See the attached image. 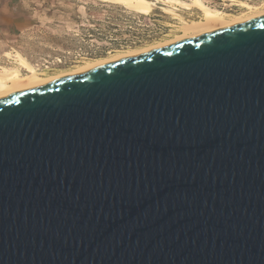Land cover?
<instances>
[{
  "label": "water",
  "instance_id": "water-1",
  "mask_svg": "<svg viewBox=\"0 0 264 264\" xmlns=\"http://www.w3.org/2000/svg\"><path fill=\"white\" fill-rule=\"evenodd\" d=\"M0 264H264V15L1 95Z\"/></svg>",
  "mask_w": 264,
  "mask_h": 264
},
{
  "label": "rangeland",
  "instance_id": "rangeland-1",
  "mask_svg": "<svg viewBox=\"0 0 264 264\" xmlns=\"http://www.w3.org/2000/svg\"><path fill=\"white\" fill-rule=\"evenodd\" d=\"M164 1L171 0H156L149 14L113 0L17 1L13 12L26 16L29 27L18 31L1 26L0 69L17 66L20 54L38 71L52 75L171 39L184 22L163 9L168 7ZM240 1L264 8V0H212L208 5L231 15L253 12L235 5ZM178 11L185 21L198 20L201 14L196 8Z\"/></svg>",
  "mask_w": 264,
  "mask_h": 264
},
{
  "label": "bare ground",
  "instance_id": "bare-ground-1",
  "mask_svg": "<svg viewBox=\"0 0 264 264\" xmlns=\"http://www.w3.org/2000/svg\"><path fill=\"white\" fill-rule=\"evenodd\" d=\"M113 1L125 4L128 7H131L143 14L151 13V11L154 9V6H156V0H113ZM164 2L171 3L172 7L162 6L163 9L167 13L172 14L174 18L176 19L180 18L184 22L180 26V32L176 34V36H174L173 38L159 43L157 42L156 44L144 48H138L135 50L127 51L125 53H119L112 57L87 61L82 66H78L72 69H62L59 72L52 75L38 71L36 67L31 62H29L24 56L17 54L16 55L17 56L16 60L18 64L17 66L12 68L4 67L0 69V96L63 75L77 72L104 62L124 58L139 51L159 47L171 41L192 37L202 32L210 31L218 27L230 23H234L237 21H241L250 17L264 15V8H259L258 6H255L247 1H240L237 2V4H235L242 6L246 9L253 10V12L250 14H242V15L241 14L231 15V13L225 10L209 6L208 4L204 3L202 0H191L190 2H184L181 0H171ZM176 5H179L182 8L198 9L201 13L200 17H198V20L185 21L184 17H182L178 9H176ZM22 69H24V72L22 71Z\"/></svg>",
  "mask_w": 264,
  "mask_h": 264
},
{
  "label": "crops",
  "instance_id": "crops-1",
  "mask_svg": "<svg viewBox=\"0 0 264 264\" xmlns=\"http://www.w3.org/2000/svg\"><path fill=\"white\" fill-rule=\"evenodd\" d=\"M17 1L20 0H0V28H3L1 26H4V28L10 30H18L22 31L27 26V19L26 16H23L22 13H15L17 8L15 5L17 4ZM25 28V29H26Z\"/></svg>",
  "mask_w": 264,
  "mask_h": 264
},
{
  "label": "built area",
  "instance_id": "built-area-1",
  "mask_svg": "<svg viewBox=\"0 0 264 264\" xmlns=\"http://www.w3.org/2000/svg\"><path fill=\"white\" fill-rule=\"evenodd\" d=\"M184 1H190V0H184ZM211 1L212 0H209V1H207V0H203V2H205L206 4H209V5H213L212 3H211ZM164 4L166 5V6H168V7H172V5H171V3H169V2H164ZM176 9H182V10H185V11H190V10H192V9H186V8H182L181 6H179V5H176Z\"/></svg>",
  "mask_w": 264,
  "mask_h": 264
},
{
  "label": "flooded vegetation",
  "instance_id": "flooded-vegetation-1",
  "mask_svg": "<svg viewBox=\"0 0 264 264\" xmlns=\"http://www.w3.org/2000/svg\"><path fill=\"white\" fill-rule=\"evenodd\" d=\"M231 9V8H230Z\"/></svg>",
  "mask_w": 264,
  "mask_h": 264
}]
</instances>
